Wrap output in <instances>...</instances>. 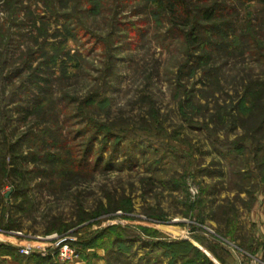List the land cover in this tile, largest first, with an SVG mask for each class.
Segmentation results:
<instances>
[{"label":"rangeland","instance_id":"obj_1","mask_svg":"<svg viewBox=\"0 0 264 264\" xmlns=\"http://www.w3.org/2000/svg\"><path fill=\"white\" fill-rule=\"evenodd\" d=\"M187 1L0 0V264L264 259V4Z\"/></svg>","mask_w":264,"mask_h":264},{"label":"trees","instance_id":"obj_2","mask_svg":"<svg viewBox=\"0 0 264 264\" xmlns=\"http://www.w3.org/2000/svg\"><path fill=\"white\" fill-rule=\"evenodd\" d=\"M238 2H258V3H262L264 4V0H235ZM177 6H183V7H188V1L187 0H170L169 2V7L171 8V10H175V7ZM217 6L219 5H214L211 7H208V9H206V11L203 13V19L206 20L207 22H212L215 18L216 15V8H218ZM186 21H182L180 19H178V17H175V23L177 24H182L184 26H187L188 24L185 23ZM196 38V36H195ZM92 145L89 147V149H91ZM23 256V255H21ZM25 257V256H24ZM27 257V256H26ZM33 258H36V261L40 264H47V260L39 257V256H33Z\"/></svg>","mask_w":264,"mask_h":264},{"label":"built area","instance_id":"obj_3","mask_svg":"<svg viewBox=\"0 0 264 264\" xmlns=\"http://www.w3.org/2000/svg\"><path fill=\"white\" fill-rule=\"evenodd\" d=\"M37 250H39L42 255H47V249L46 246L37 247L31 244L24 245L19 248V253L23 256H30L34 254ZM237 264H264V259L262 257H246L244 255H241L238 259Z\"/></svg>","mask_w":264,"mask_h":264}]
</instances>
